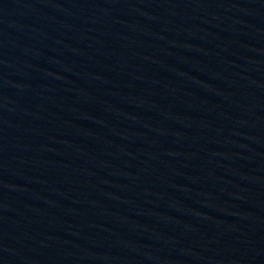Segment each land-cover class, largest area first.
Returning a JSON list of instances; mask_svg holds the SVG:
<instances>
[{
	"label": "water",
	"instance_id": "1",
	"mask_svg": "<svg viewBox=\"0 0 264 264\" xmlns=\"http://www.w3.org/2000/svg\"><path fill=\"white\" fill-rule=\"evenodd\" d=\"M0 264H264V0H0Z\"/></svg>",
	"mask_w": 264,
	"mask_h": 264
}]
</instances>
